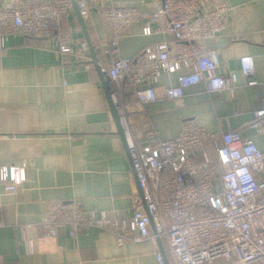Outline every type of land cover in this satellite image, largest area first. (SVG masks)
Segmentation results:
<instances>
[{
	"label": "crops",
	"instance_id": "crops-1",
	"mask_svg": "<svg viewBox=\"0 0 264 264\" xmlns=\"http://www.w3.org/2000/svg\"><path fill=\"white\" fill-rule=\"evenodd\" d=\"M8 0H0V7ZM225 28L214 38L199 41L218 52V71L238 74L232 90L209 93L204 83L187 87L176 100L140 103L127 87L116 98L124 139L110 110L107 77L98 70L110 60L109 30L100 10L83 19L97 64L88 51L63 54L51 40L22 35L0 42V167L26 165V180L16 193L0 182V264H159V243L150 240L118 246L110 231L91 227L69 238L67 228L37 240L33 251L20 232L30 223L28 237L43 234L41 222L49 201L76 199L85 210H105L130 219L139 194L128 145L145 142L149 131L174 138L186 120L211 132L239 129L244 138L264 147V136L246 127L253 111L264 104V0H226ZM116 6H137L153 12V0H112ZM66 37L86 40L73 6L63 24ZM175 46L170 35L142 34L139 22L119 42V55L132 56L158 41ZM251 55L253 78L240 72L239 58ZM182 69L181 71H185ZM177 74L163 73L159 94L176 83ZM251 79L256 84H247ZM213 155V154H212ZM168 264V246L161 241ZM164 256V255H163Z\"/></svg>",
	"mask_w": 264,
	"mask_h": 264
},
{
	"label": "built area",
	"instance_id": "built-area-1",
	"mask_svg": "<svg viewBox=\"0 0 264 264\" xmlns=\"http://www.w3.org/2000/svg\"><path fill=\"white\" fill-rule=\"evenodd\" d=\"M111 1L75 0L83 19L91 8L100 10L109 30L110 60L99 68L111 80L116 109L124 87L140 103L152 104L180 99L187 87L198 83H204L209 93L237 86L238 74L219 73L217 50L199 42L224 30L226 0H153L150 13ZM71 7V0H8L0 7V42L22 35L58 43L63 54L88 51L85 40L64 34ZM134 22L141 24L144 36L167 34L175 46L163 40L135 55H119V42ZM239 66L243 76L254 77L251 55L241 56ZM163 73L177 74L176 83L159 94L156 84ZM256 83L251 79L247 84ZM246 127L264 136V104L253 111ZM128 153L142 191V197H134L130 219L85 210L76 199L49 201L40 237H28L30 223L19 227L29 251L37 240L55 236L60 227L67 228L71 239L96 227L112 232L118 246L144 240L157 246L158 240L164 241L173 264H264V147L244 138L239 129L211 132L186 120L176 137L163 139L149 131L145 142L128 145ZM25 180L24 163L0 167L6 191L16 193ZM155 256L164 264L160 251Z\"/></svg>",
	"mask_w": 264,
	"mask_h": 264
},
{
	"label": "water",
	"instance_id": "water-1",
	"mask_svg": "<svg viewBox=\"0 0 264 264\" xmlns=\"http://www.w3.org/2000/svg\"><path fill=\"white\" fill-rule=\"evenodd\" d=\"M71 4H72V6L74 8V11H75V14H76V16L78 18V21L81 24V27H82V29L84 31L85 39H86L85 41H86V43L88 45L89 52L92 55V59L94 61V64H95V66H98V64H97V57H96V54H95V50H94V48H93V46H92V44H91V42L89 40L88 34L86 32V28H85V22H84L82 16L80 15V12H79V9H78V6H77L75 0H71ZM98 70L100 72V68L99 67H98ZM100 74L102 76V82H103L105 76L101 72H100ZM107 96H108V100H109V106H110L111 113H112L113 118H114V120L116 122V127H117V130H118V134L121 136L122 139H124L123 131L121 129L120 120H119V116H118V110L115 108V105L113 103L112 96H111V92H108ZM139 194L142 197V191L140 189H139ZM158 243H159L160 249H161V251H162V253L164 255L163 256V258H164V264H168V261L166 259L165 253H164L163 248L161 246V240H158Z\"/></svg>",
	"mask_w": 264,
	"mask_h": 264
}]
</instances>
